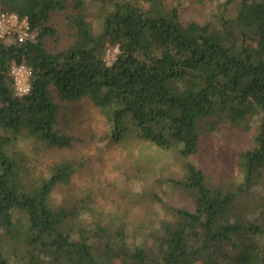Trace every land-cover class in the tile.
<instances>
[{
  "label": "trees",
  "instance_id": "obj_1",
  "mask_svg": "<svg viewBox=\"0 0 264 264\" xmlns=\"http://www.w3.org/2000/svg\"><path fill=\"white\" fill-rule=\"evenodd\" d=\"M0 10L37 31L25 43L0 38V264H264V198L250 196L264 169V0H0ZM55 11L67 13L72 41L50 51L43 39L55 33L47 25ZM184 11L192 14L185 20ZM110 47L117 53L107 64ZM13 63L31 70L22 96ZM82 99L114 141L137 136L181 158L184 176L169 180L191 205L160 219L150 242L81 222L85 202L48 201L70 182L68 159L45 174L17 157L19 136L44 150L70 146L57 114ZM252 121L238 182L190 161L223 122Z\"/></svg>",
  "mask_w": 264,
  "mask_h": 264
},
{
  "label": "rangeland",
  "instance_id": "obj_2",
  "mask_svg": "<svg viewBox=\"0 0 264 264\" xmlns=\"http://www.w3.org/2000/svg\"><path fill=\"white\" fill-rule=\"evenodd\" d=\"M66 15L65 11H55L47 22L55 30L43 39L50 51L65 48L72 41ZM189 15L192 14L188 11L182 12L183 20ZM113 54V51L106 53L107 60ZM57 116L58 127L72 138L70 146L44 150L23 136L15 143L17 157L30 161L35 173L40 170L47 174L61 159L73 164L69 184L57 185L48 201L69 207L85 202L81 222L110 223L113 228L125 231L128 243L136 244L150 242L149 232L157 229L164 216H173L175 210L191 205L189 194L169 180L184 176L176 149L163 150L131 135L114 141L109 123L84 99L60 108ZM256 132L257 121L248 127L223 122L203 140L198 154L190 161L208 177L238 182L237 155L253 147ZM259 174L251 187L252 198H264V169Z\"/></svg>",
  "mask_w": 264,
  "mask_h": 264
},
{
  "label": "built area",
  "instance_id": "obj_3",
  "mask_svg": "<svg viewBox=\"0 0 264 264\" xmlns=\"http://www.w3.org/2000/svg\"><path fill=\"white\" fill-rule=\"evenodd\" d=\"M34 36V30L29 27L26 18H20L15 13H8L0 10V38H14L18 42L25 43L33 41L35 38ZM111 51L114 53L111 60H107V56H105L107 64L113 61L117 49L115 47H110L107 49L106 53L109 54ZM10 75L13 79L16 95L22 96L26 94L29 90L28 80L31 75L30 68L26 67L24 64L13 63L11 65Z\"/></svg>",
  "mask_w": 264,
  "mask_h": 264
}]
</instances>
